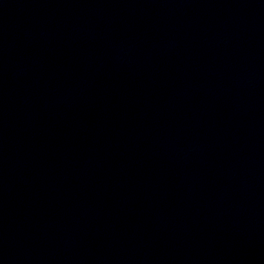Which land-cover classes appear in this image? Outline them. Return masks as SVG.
I'll return each instance as SVG.
<instances>
[{"label": "water", "instance_id": "obj_1", "mask_svg": "<svg viewBox=\"0 0 264 264\" xmlns=\"http://www.w3.org/2000/svg\"><path fill=\"white\" fill-rule=\"evenodd\" d=\"M0 264H264V0H0Z\"/></svg>", "mask_w": 264, "mask_h": 264}]
</instances>
